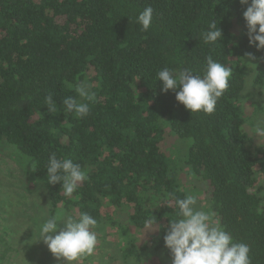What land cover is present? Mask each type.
<instances>
[{
	"label": "trees",
	"instance_id": "trees-1",
	"mask_svg": "<svg viewBox=\"0 0 264 264\" xmlns=\"http://www.w3.org/2000/svg\"><path fill=\"white\" fill-rule=\"evenodd\" d=\"M149 6L145 32L136 17ZM246 8L240 0H0V150L16 147L46 182L53 153L88 171L71 197L47 183L50 214L92 215L94 251L104 250L106 229L121 234V250L102 264H172L164 236L187 175L203 184L216 224L249 245L252 264H264V140L244 107L249 65L264 93V50L249 45ZM212 21L223 38L205 44ZM208 56L231 69L229 87L212 114H191L157 73L202 75ZM85 81L91 100L75 91ZM67 96L89 103V115L64 111ZM172 138L192 140L181 167L168 154Z\"/></svg>",
	"mask_w": 264,
	"mask_h": 264
},
{
	"label": "clouds",
	"instance_id": "clouds-1",
	"mask_svg": "<svg viewBox=\"0 0 264 264\" xmlns=\"http://www.w3.org/2000/svg\"><path fill=\"white\" fill-rule=\"evenodd\" d=\"M247 5L243 13L246 22L249 45L257 51L264 50V0H240ZM153 8L146 7L136 17L141 31L152 27ZM205 44H216L223 34L215 21L208 24L202 34ZM251 55V54H249ZM231 69L208 56L203 65V74H196L191 68H171L165 66L157 73V81L162 82V91L175 92L176 101L193 113L212 114L218 100L229 87ZM82 99L91 100L94 93L87 82L75 88ZM47 110L57 108L53 96L45 98ZM64 111L84 118L90 113L89 103L81 102L73 96L62 101ZM255 132L264 136V126H257ZM47 183L61 184L66 197H71L77 188L89 178L88 171L71 158H58L55 153L48 158ZM43 183V182H39ZM179 209L178 218L169 223L164 236L165 247L170 251L172 264H252L251 249L247 243L237 242L233 235L216 224L213 216L197 206V197L185 195L175 201ZM63 223V229L58 225ZM98 221L88 212L77 217L64 212L49 214L41 212L35 225L39 238L56 258H63L73 264L82 255H91L98 243Z\"/></svg>",
	"mask_w": 264,
	"mask_h": 264
},
{
	"label": "rangeland",
	"instance_id": "rangeland-1",
	"mask_svg": "<svg viewBox=\"0 0 264 264\" xmlns=\"http://www.w3.org/2000/svg\"><path fill=\"white\" fill-rule=\"evenodd\" d=\"M253 65H249L247 74L244 107L252 119V133L258 141H263L264 136L257 135L255 128L258 125L264 126V93L261 94L253 88ZM191 145L192 140L176 138H172L168 144L169 157L179 161L176 164L178 167L184 165ZM0 151V235L3 239L0 246V264H67L63 258L56 259L42 241H37L39 235L35 225L41 212L50 214L47 182L35 174L31 160L16 147L3 143ZM186 177L183 176L188 184L186 191L197 197L198 207L208 211L209 202L204 194L203 184L193 180L191 175ZM63 227V223L58 225V229ZM104 232L107 235L101 245L104 250L93 252L94 261L85 262L88 257L85 254L73 264L110 262L108 257L121 250L123 237L110 229ZM147 234L143 233L142 238L146 239Z\"/></svg>",
	"mask_w": 264,
	"mask_h": 264
}]
</instances>
